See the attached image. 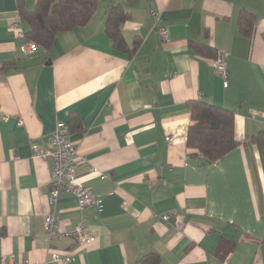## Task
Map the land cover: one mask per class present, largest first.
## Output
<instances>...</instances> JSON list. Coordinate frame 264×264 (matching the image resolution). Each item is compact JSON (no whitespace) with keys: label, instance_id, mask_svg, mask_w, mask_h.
<instances>
[{"label":"crops","instance_id":"obj_1","mask_svg":"<svg viewBox=\"0 0 264 264\" xmlns=\"http://www.w3.org/2000/svg\"><path fill=\"white\" fill-rule=\"evenodd\" d=\"M22 1L34 10L36 0ZM19 2L0 0V264H59L55 253L72 255L69 264L151 253L160 264H264V0H99L86 25L31 55L11 29ZM117 5L130 14L125 48L106 31ZM221 54L227 88L214 66ZM197 101L235 115L240 145L212 164L187 147ZM59 122L77 148V180L102 212L70 193L51 202L53 162L36 154ZM49 214L65 231L84 223L96 242L49 240Z\"/></svg>","mask_w":264,"mask_h":264},{"label":"trees","instance_id":"obj_2","mask_svg":"<svg viewBox=\"0 0 264 264\" xmlns=\"http://www.w3.org/2000/svg\"><path fill=\"white\" fill-rule=\"evenodd\" d=\"M98 3L99 0H36L34 10L30 11L20 0L18 17L28 25L25 37L47 50L59 33L86 25L96 13ZM251 16L246 11L240 15L239 26L244 33L249 31ZM129 19L130 14L120 5L113 6L108 13L106 31L117 47L126 46L121 27ZM198 50L203 55L213 53L211 47L199 46ZM191 107L193 124L189 128L187 147L194 156L212 164L240 145L234 136L233 112L203 101L194 102ZM160 262L159 255L151 253L133 264Z\"/></svg>","mask_w":264,"mask_h":264},{"label":"built area","instance_id":"obj_3","mask_svg":"<svg viewBox=\"0 0 264 264\" xmlns=\"http://www.w3.org/2000/svg\"><path fill=\"white\" fill-rule=\"evenodd\" d=\"M157 17V13H155ZM159 20V15L157 17ZM23 22L18 17L12 24L11 29L18 36L25 37V32L22 26ZM159 34L164 38H169V30L166 27H159ZM39 51V45L30 42L22 47V52L26 55L35 54ZM215 69L223 81L225 88L229 86V72L227 68L226 55L221 54L215 62ZM167 141H171L167 137ZM36 156H45L53 162L52 169V191L51 202H56L60 197L66 193L73 194L77 200L80 208L95 206L99 212L104 210L103 200L93 195V193L81 181L77 180L75 172V163L77 156V148L70 139L69 126L64 122L57 123L54 131L49 138L48 150L44 155L36 154ZM173 214H167L163 217L165 221H169ZM46 236L49 240H63L65 238L73 237L79 245L90 247L96 242V238L92 236L84 223L78 224L71 232L61 229L58 218L54 214H49L46 217L45 226ZM74 257L68 253H55L53 262L59 264H69ZM1 264H32L26 260L15 263L12 257H3ZM35 264V263H34Z\"/></svg>","mask_w":264,"mask_h":264}]
</instances>
